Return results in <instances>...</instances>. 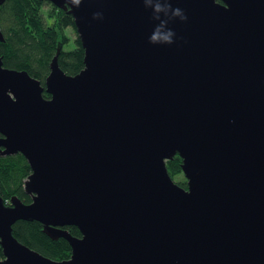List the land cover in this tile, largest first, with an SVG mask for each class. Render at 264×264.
<instances>
[{
    "label": "water",
    "instance_id": "1",
    "mask_svg": "<svg viewBox=\"0 0 264 264\" xmlns=\"http://www.w3.org/2000/svg\"><path fill=\"white\" fill-rule=\"evenodd\" d=\"M42 1L72 17L83 69L59 44L42 86L0 58V157L31 171L29 204L0 196V264H264V0Z\"/></svg>",
    "mask_w": 264,
    "mask_h": 264
},
{
    "label": "trees",
    "instance_id": "2",
    "mask_svg": "<svg viewBox=\"0 0 264 264\" xmlns=\"http://www.w3.org/2000/svg\"><path fill=\"white\" fill-rule=\"evenodd\" d=\"M45 6H50L52 12H43ZM44 14L52 19L48 20ZM69 29L76 33L72 17L48 2L6 0L0 5V31L3 35V42L0 41V58L3 67L26 71L44 86L49 74V64L60 44L62 46L58 57L60 69L67 75L78 74L83 69L84 51L78 37L73 49L68 51L64 49L69 43L65 36ZM43 97L50 98L46 92L43 93ZM166 169L173 181L177 176H183L178 155L166 162ZM30 173L29 165L21 154L0 157V196L5 202L12 196L18 197L24 204L31 202V198L23 190L24 182ZM177 184L186 187L185 179ZM65 229L71 236L81 237L75 227ZM12 230L13 236L21 244L44 257L55 261L70 258L69 244L62 238L54 241L47 237L42 233V226L36 221H17Z\"/></svg>",
    "mask_w": 264,
    "mask_h": 264
},
{
    "label": "rangeland",
    "instance_id": "3",
    "mask_svg": "<svg viewBox=\"0 0 264 264\" xmlns=\"http://www.w3.org/2000/svg\"><path fill=\"white\" fill-rule=\"evenodd\" d=\"M52 12V9H51V7L49 6V7H47V6H45L44 7V9H43V12H45V13H47V12ZM44 16L46 17V18H48L47 16H46V14H44ZM52 18H48V20H51ZM65 36H66V38L67 39H69V43L66 45V47L64 46V49L66 50V51H68V49L70 50V49H73L74 48V42H75V40H76V38H77V36H76V33L73 31V30H71V29H69V30H67L66 32H65ZM182 179H185L184 178V176H177L175 179H174V182H176V183H179L180 181H182Z\"/></svg>",
    "mask_w": 264,
    "mask_h": 264
},
{
    "label": "flooded vegetation",
    "instance_id": "4",
    "mask_svg": "<svg viewBox=\"0 0 264 264\" xmlns=\"http://www.w3.org/2000/svg\"><path fill=\"white\" fill-rule=\"evenodd\" d=\"M8 201H9V200H8ZM8 201H7V202H5V205H6V206H10V204H9V202H8ZM2 259H3V256H1V257H0V260H2Z\"/></svg>",
    "mask_w": 264,
    "mask_h": 264
},
{
    "label": "bare ground",
    "instance_id": "5",
    "mask_svg": "<svg viewBox=\"0 0 264 264\" xmlns=\"http://www.w3.org/2000/svg\"><path fill=\"white\" fill-rule=\"evenodd\" d=\"M1 34H2V32H1ZM2 37H3V35H2ZM60 52H61V51H60ZM56 53H57V49H56L55 55H56ZM55 55H54V56H55ZM59 55H60V54H59ZM59 55H58V57H59ZM54 56H53V57H54Z\"/></svg>",
    "mask_w": 264,
    "mask_h": 264
}]
</instances>
